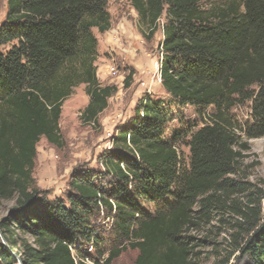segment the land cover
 <instances>
[{"label":"trees","instance_id":"16d2710c","mask_svg":"<svg viewBox=\"0 0 264 264\" xmlns=\"http://www.w3.org/2000/svg\"><path fill=\"white\" fill-rule=\"evenodd\" d=\"M107 2L7 0L0 201L14 205L0 218V264H113L128 248L137 251L132 264H198L208 239L190 233L215 218L232 222L234 246L264 264V190L247 180L241 163L248 144L238 134L264 136V0H129L145 39L162 21L160 85L175 106L193 107L202 124L167 136L170 106L144 95L100 157L103 170L73 173L65 200H49L35 187L37 143L43 137L63 145L61 107L73 88L84 85L85 123L97 122L116 91L99 82L95 66L92 29L110 28ZM246 101L251 123L242 129L229 111ZM183 135L187 162L176 145ZM101 216L111 220L112 239L100 230Z\"/></svg>","mask_w":264,"mask_h":264},{"label":"rangeland","instance_id":"374dc122","mask_svg":"<svg viewBox=\"0 0 264 264\" xmlns=\"http://www.w3.org/2000/svg\"><path fill=\"white\" fill-rule=\"evenodd\" d=\"M6 7L7 0H0V24L5 19ZM107 10L110 14V28L103 33L96 28L92 29L97 39L95 66L99 82L115 86L116 91L108 98V106L99 114L97 122L85 123L81 121L80 114L88 97L84 85H77L61 107L59 128L63 145L56 147L45 138H40L36 146L33 178L35 187L49 200L66 199L73 173L86 168L95 172L103 170L100 157L111 148L112 136L116 134L117 128L126 125L133 118L134 106L144 95L160 98L166 106H170L173 117L167 125V136L174 128L194 130L202 124L201 115L193 107L175 106L160 85L158 69L161 61L159 44L162 40V21L153 37L147 40L141 34L137 13L129 0H108ZM250 107L251 102L246 101L230 109L229 114L239 128L244 129L251 123ZM238 134L248 144V150L243 151L241 163L247 180L264 190V136L247 138L240 129ZM187 140L188 137L183 135L176 144L185 162L189 156ZM13 205L14 200L0 201V218L5 217ZM144 206L149 211L154 209L153 204ZM229 216L226 214L225 218L231 222ZM110 224L111 220L107 217L101 216L98 219L104 236L112 239ZM231 225L232 222L225 224L215 218L210 224L202 225L199 230L191 231L190 234L197 239H208L199 249L202 256L198 264H258L249 254L234 246V229ZM76 248L89 254L94 252L93 247L85 243L78 242ZM73 252L75 253L74 250ZM13 253L14 251L10 252L11 255ZM136 254V250L128 248L113 264H132Z\"/></svg>","mask_w":264,"mask_h":264},{"label":"built area","instance_id":"2783aa9c","mask_svg":"<svg viewBox=\"0 0 264 264\" xmlns=\"http://www.w3.org/2000/svg\"><path fill=\"white\" fill-rule=\"evenodd\" d=\"M111 134H108V136H110Z\"/></svg>","mask_w":264,"mask_h":264},{"label":"bare ground","instance_id":"6f19581e","mask_svg":"<svg viewBox=\"0 0 264 264\" xmlns=\"http://www.w3.org/2000/svg\"><path fill=\"white\" fill-rule=\"evenodd\" d=\"M157 68V67H156Z\"/></svg>","mask_w":264,"mask_h":264}]
</instances>
